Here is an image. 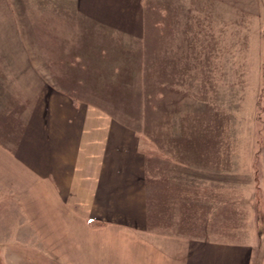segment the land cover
<instances>
[{"label":"crops","instance_id":"1","mask_svg":"<svg viewBox=\"0 0 264 264\" xmlns=\"http://www.w3.org/2000/svg\"><path fill=\"white\" fill-rule=\"evenodd\" d=\"M146 1L0 0V264H262L255 203L264 182L246 183L250 194L240 202L255 240L158 231L149 221L154 183L141 137L112 104L111 85L86 79L93 73L84 51L99 55L91 47L105 46V31L122 39L113 40L117 47L146 36ZM225 2L251 11L256 0ZM93 35L100 41L86 42ZM45 37L58 39L54 50L44 51ZM159 165L168 177L165 203L180 202L183 224L194 202L197 219L204 201L237 210L226 169L205 188L193 176L188 189L184 172L180 184L170 177L184 171L181 157L164 156Z\"/></svg>","mask_w":264,"mask_h":264},{"label":"rangeland","instance_id":"2","mask_svg":"<svg viewBox=\"0 0 264 264\" xmlns=\"http://www.w3.org/2000/svg\"><path fill=\"white\" fill-rule=\"evenodd\" d=\"M145 6V37H128L117 47L116 33L105 31V46L91 47L100 56L91 49L84 53H89L93 73L86 79L95 78L103 88L111 85L107 91L112 104L137 130L142 151L151 161L150 224L158 231H189L192 237H200L199 232L224 242L255 240L240 202L250 194L246 183L264 182V0H256L251 11L225 0H147ZM97 37L89 36L86 42L100 41ZM56 40L45 37L39 42L44 51H51ZM19 54L24 58L23 47ZM103 70V77L96 73ZM172 154L184 160L186 171L180 169L170 177L180 178V184L184 172L188 189L195 186L193 176L196 186L205 188L220 182L218 173L226 169L237 210L229 212L218 202L204 201L197 203V219L194 202L190 224L179 221L180 212L174 209L165 212L168 188L162 183L168 177L159 164ZM203 196L211 192L203 191ZM259 196L257 219L264 226L260 205L264 196ZM175 205L178 209L179 203ZM217 215V222H211ZM260 251L256 263L262 258L264 264L263 243Z\"/></svg>","mask_w":264,"mask_h":264},{"label":"trees","instance_id":"3","mask_svg":"<svg viewBox=\"0 0 264 264\" xmlns=\"http://www.w3.org/2000/svg\"><path fill=\"white\" fill-rule=\"evenodd\" d=\"M154 99L156 100V97H154ZM184 171H186L185 169H184ZM177 203H179V205H178V208L180 207V202L177 200V201H174V200H171L170 201V203H167V208H170V210H172V209H177V208H174V207H176V205L175 204H177Z\"/></svg>","mask_w":264,"mask_h":264}]
</instances>
